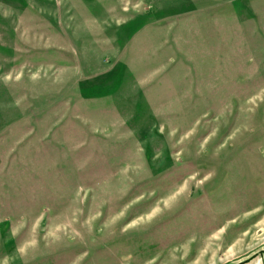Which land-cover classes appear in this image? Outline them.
<instances>
[{"label":"rangeland","instance_id":"obj_1","mask_svg":"<svg viewBox=\"0 0 264 264\" xmlns=\"http://www.w3.org/2000/svg\"><path fill=\"white\" fill-rule=\"evenodd\" d=\"M262 251L264 0H0V264Z\"/></svg>","mask_w":264,"mask_h":264},{"label":"crops","instance_id":"obj_2","mask_svg":"<svg viewBox=\"0 0 264 264\" xmlns=\"http://www.w3.org/2000/svg\"><path fill=\"white\" fill-rule=\"evenodd\" d=\"M233 264H264V251L254 253L253 255L239 260Z\"/></svg>","mask_w":264,"mask_h":264}]
</instances>
